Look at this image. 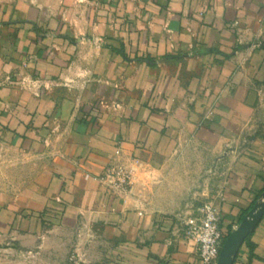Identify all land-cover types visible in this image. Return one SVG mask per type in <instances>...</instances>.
Segmentation results:
<instances>
[{"label":"crops","instance_id":"1","mask_svg":"<svg viewBox=\"0 0 264 264\" xmlns=\"http://www.w3.org/2000/svg\"><path fill=\"white\" fill-rule=\"evenodd\" d=\"M0 149L43 164L0 238L51 208L107 264H201L202 173L227 236L264 191V0H0ZM119 165L127 191L100 180ZM234 264H264V216Z\"/></svg>","mask_w":264,"mask_h":264},{"label":"rangeland","instance_id":"2","mask_svg":"<svg viewBox=\"0 0 264 264\" xmlns=\"http://www.w3.org/2000/svg\"><path fill=\"white\" fill-rule=\"evenodd\" d=\"M2 154V155H1ZM193 165L202 160V157H192ZM215 160V159H214ZM214 166L215 162H212ZM211 163V164H212ZM43 164L39 159H29L24 156H14L7 150L0 149V201L8 204H19L31 196L39 197L38 178L42 173ZM209 168L207 175V194L202 189H193L182 204L190 213H195L204 202L213 201L211 192L220 189L222 174L216 173L215 167ZM211 169V170H210ZM205 178V177H202ZM203 181V180H202ZM21 212V210H19ZM18 211V212H19ZM180 217V215H179ZM182 217V215H181ZM183 224V220H176ZM60 220L46 217L45 221L31 219L28 232L18 233L15 238H0V259L12 260L10 264H107L106 244L101 237L78 234L77 228L59 226ZM99 238V239H98ZM11 243L12 250L7 251V244ZM4 264V262H2Z\"/></svg>","mask_w":264,"mask_h":264},{"label":"built area","instance_id":"3","mask_svg":"<svg viewBox=\"0 0 264 264\" xmlns=\"http://www.w3.org/2000/svg\"><path fill=\"white\" fill-rule=\"evenodd\" d=\"M131 171L126 166H110L100 180L110 189L127 191L131 185ZM185 233L197 245L201 264H217L227 235L223 234L221 219L212 201L204 202L195 215L185 219Z\"/></svg>","mask_w":264,"mask_h":264},{"label":"water","instance_id":"4","mask_svg":"<svg viewBox=\"0 0 264 264\" xmlns=\"http://www.w3.org/2000/svg\"><path fill=\"white\" fill-rule=\"evenodd\" d=\"M264 216V191L239 225L225 238L217 264H234L236 257L246 241Z\"/></svg>","mask_w":264,"mask_h":264},{"label":"trees","instance_id":"5","mask_svg":"<svg viewBox=\"0 0 264 264\" xmlns=\"http://www.w3.org/2000/svg\"><path fill=\"white\" fill-rule=\"evenodd\" d=\"M58 215H59L58 210L51 209V208H45V210L41 213L40 217L43 216V218L41 217V220L43 222V221H45V218L48 217V216L56 217ZM247 240H249V237L246 239V241Z\"/></svg>","mask_w":264,"mask_h":264}]
</instances>
